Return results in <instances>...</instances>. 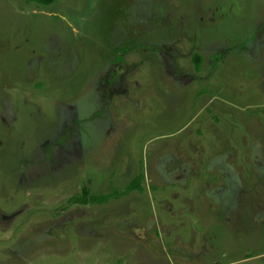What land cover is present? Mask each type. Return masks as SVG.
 <instances>
[{"label": "rangeland", "instance_id": "374dc122", "mask_svg": "<svg viewBox=\"0 0 264 264\" xmlns=\"http://www.w3.org/2000/svg\"><path fill=\"white\" fill-rule=\"evenodd\" d=\"M0 264H264V0H0Z\"/></svg>", "mask_w": 264, "mask_h": 264}, {"label": "trees", "instance_id": "16d2710c", "mask_svg": "<svg viewBox=\"0 0 264 264\" xmlns=\"http://www.w3.org/2000/svg\"><path fill=\"white\" fill-rule=\"evenodd\" d=\"M26 1L35 2V3L41 4V5H48V4L55 2L56 0H26ZM195 57H196L195 58V68H198L199 64H200L199 56L196 55ZM139 186L140 185H138V184L131 183L127 187H128V190H130V189L138 188ZM105 198L106 197H104V196L96 197V196L90 195L89 192L84 187L80 194H78V195L75 194L72 197V200L76 201L79 204H87V203H94V202H102L105 200Z\"/></svg>", "mask_w": 264, "mask_h": 264}]
</instances>
